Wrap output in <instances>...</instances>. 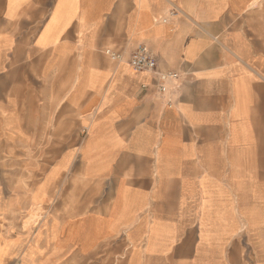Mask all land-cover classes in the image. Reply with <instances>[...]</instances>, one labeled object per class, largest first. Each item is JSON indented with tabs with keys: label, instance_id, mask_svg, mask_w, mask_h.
<instances>
[{
	"label": "crops",
	"instance_id": "0c3cea01",
	"mask_svg": "<svg viewBox=\"0 0 264 264\" xmlns=\"http://www.w3.org/2000/svg\"><path fill=\"white\" fill-rule=\"evenodd\" d=\"M15 152L4 262L264 264V0H0Z\"/></svg>",
	"mask_w": 264,
	"mask_h": 264
},
{
	"label": "rangeland",
	"instance_id": "374dc122",
	"mask_svg": "<svg viewBox=\"0 0 264 264\" xmlns=\"http://www.w3.org/2000/svg\"><path fill=\"white\" fill-rule=\"evenodd\" d=\"M12 161L16 164H2L5 160H0V209H18V200H13V196L17 195L19 187L22 184L20 176L25 175L26 172H32L35 167L20 166L17 164V152L13 154ZM41 172L45 171L46 167H38ZM13 200V201H12ZM0 221H2L0 215ZM2 225L0 224V232ZM10 246L0 244V264H17L16 261L6 260Z\"/></svg>",
	"mask_w": 264,
	"mask_h": 264
},
{
	"label": "built area",
	"instance_id": "2783aa9c",
	"mask_svg": "<svg viewBox=\"0 0 264 264\" xmlns=\"http://www.w3.org/2000/svg\"><path fill=\"white\" fill-rule=\"evenodd\" d=\"M106 53L114 60L120 61L122 59V54L120 53L111 50H107ZM130 63L138 72H149L155 75L159 89L162 91L174 84L179 77L178 72L160 70L158 59L145 45H139L133 52Z\"/></svg>",
	"mask_w": 264,
	"mask_h": 264
}]
</instances>
